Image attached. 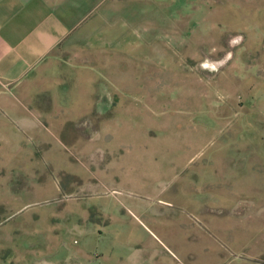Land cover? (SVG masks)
Returning a JSON list of instances; mask_svg holds the SVG:
<instances>
[{"label":"rangeland","instance_id":"rangeland-1","mask_svg":"<svg viewBox=\"0 0 264 264\" xmlns=\"http://www.w3.org/2000/svg\"><path fill=\"white\" fill-rule=\"evenodd\" d=\"M110 4L0 99V264L264 263V0Z\"/></svg>","mask_w":264,"mask_h":264},{"label":"crops","instance_id":"crops-1","mask_svg":"<svg viewBox=\"0 0 264 264\" xmlns=\"http://www.w3.org/2000/svg\"><path fill=\"white\" fill-rule=\"evenodd\" d=\"M111 1L118 0H0L2 103L19 91L57 49L73 48L82 34L93 30L98 18L109 16ZM85 250L81 246L72 251L75 260L70 264H88Z\"/></svg>","mask_w":264,"mask_h":264}]
</instances>
